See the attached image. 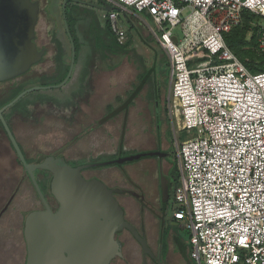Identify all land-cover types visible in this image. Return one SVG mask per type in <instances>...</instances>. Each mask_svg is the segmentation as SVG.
<instances>
[{"label": "built area", "instance_id": "1", "mask_svg": "<svg viewBox=\"0 0 264 264\" xmlns=\"http://www.w3.org/2000/svg\"><path fill=\"white\" fill-rule=\"evenodd\" d=\"M103 1L114 8L105 18L119 44L127 38L115 11L143 14L168 58L170 116H182L190 135L177 146L174 219L191 233V261L264 264V72H249L225 42L244 11L264 19V0Z\"/></svg>", "mask_w": 264, "mask_h": 264}, {"label": "rangeland", "instance_id": "2", "mask_svg": "<svg viewBox=\"0 0 264 264\" xmlns=\"http://www.w3.org/2000/svg\"><path fill=\"white\" fill-rule=\"evenodd\" d=\"M57 1L60 7V14H62L63 0ZM83 2L91 5L101 4L99 0H83ZM43 3L45 5V0H43ZM90 8L92 9L91 13H93V21H91L90 30H87V38L91 49L87 45L85 51L82 52L79 58V67L73 81H71L69 87L67 86V90H72L76 87L82 66L87 61L86 66L91 74L90 78H92V82H88L89 90L87 89V95L83 100L84 110L82 111H84V117L80 116L77 120L73 119L71 122L64 121L63 117L50 115V108L35 105L29 110L28 119L18 117L13 119L14 131L19 141L25 147L30 159L37 161L40 160L39 156L47 155L56 148L65 146L73 141L74 137L78 136L81 130H84L81 128L87 126L85 129L87 130V137L95 133L97 136H93L94 139L78 141L69 145L71 148L69 149L68 158L71 165L107 162L141 152L155 151L144 150L139 152V150H127L126 148H129L131 140L143 144L144 142H149L153 146L157 145L158 149L166 153V157H164L165 173L170 182V197L166 209L163 210L165 227L169 234L177 236L178 243L177 245L175 244V247L178 250L182 249L180 251L187 258L191 233L184 223L178 222L177 224L172 219L174 218V212L180 207L175 202L176 189L181 185L180 170L178 160L176 159L177 146L188 140L190 135L179 128L182 116H174L172 118L170 116L168 106L170 68L166 59L167 57H165L166 54L161 50L156 41L152 37H149L147 25H152V22L145 15L136 14L134 18L130 14H127L129 16L126 17L119 9L115 11L120 15L117 20L118 26L126 32V43L128 45L127 47H122L118 41L114 40L108 28L111 22L104 16L109 15V12L97 10L95 16L93 8ZM189 12L190 10H187L184 16ZM130 20H133L134 26ZM70 21V28L74 32V23L72 20ZM260 24L264 27V19H260ZM48 27L45 15L43 14L38 26L42 39L46 38ZM174 31L179 37V43H184L185 34L183 33L182 26L177 27ZM122 49L126 50L127 53L122 54ZM184 50L186 51V47ZM86 52H90V54L85 55ZM51 68L52 64L45 63L35 68L32 74H44L45 71L51 70ZM152 70L154 71L152 72ZM146 73L151 79L155 74L157 97L153 96L151 98L153 88L149 86L138 96L135 101V107L131 111L134 122L131 120L126 122L124 128V148L120 151L119 142L123 130V117L113 118L112 121L104 123L105 125L102 127L95 126L99 124L97 121L109 111L110 107L108 106H117L120 103L119 98L121 101L124 100L126 93L140 81L141 77L139 78V75L143 77L147 75ZM32 74L28 77L19 78L0 85V95L17 84V82L26 80ZM48 94H59V91L49 92ZM34 97L29 96V98ZM163 97H166L167 101V114L162 107ZM95 129H97V132H94ZM143 130L147 133L142 134ZM150 160L146 158L122 167L112 166L87 170L84 172V175L86 178L91 179L104 173L111 182L117 183L113 187L109 186L110 188H127L135 191L134 189H137V187L127 182V176L134 184L142 183L143 176L138 165L148 163ZM22 174L23 168L18 163L9 142L0 131V211L18 187ZM117 199L126 212V219L134 226L140 227L142 223V219L140 218V202L128 194H119L117 195ZM41 208V202L37 198L33 186L26 180L21 185L9 210L0 219V247L8 248L6 251H0V264H24L26 258V247L23 241L24 218L29 212ZM148 215L146 213L145 221L148 220V224H150V221L155 220L154 218L151 219ZM154 229L156 230V228ZM120 239L126 244V257L132 263L139 264V260L132 256H138L140 253V247L135 240L129 233H124ZM11 247L13 248L10 250L9 248ZM116 263L118 264V262ZM168 264H185V262L181 257H178L177 261L172 260Z\"/></svg>", "mask_w": 264, "mask_h": 264}, {"label": "water", "instance_id": "3", "mask_svg": "<svg viewBox=\"0 0 264 264\" xmlns=\"http://www.w3.org/2000/svg\"><path fill=\"white\" fill-rule=\"evenodd\" d=\"M73 1L75 4L90 6L80 0ZM99 1L104 12L114 10L103 0ZM68 2L69 0H63L64 13ZM40 10L39 1L0 0V83L28 73L45 56L47 50H39L35 43ZM66 28L69 34L67 22ZM173 40L175 43L178 42L176 37ZM74 63L75 46L72 42V67L65 81L55 86L56 88L64 86L71 78ZM41 89L48 88L29 89L5 108L11 107L26 94ZM2 112L0 109V121L17 152L25 175L29 176L45 205L44 210L32 212L25 221L24 237L28 251L26 264H111L116 258H123V243L117 239V234L123 231L131 233L143 249L145 257L149 255L154 259L146 235H141L138 228L126 219V212L116 198L119 194H128L136 199L141 196L132 190L110 188L98 178L89 180L84 177L83 172L112 166L121 167L146 158L161 159L166 157V153L141 152L107 162L79 166H71L65 159L55 157L31 164L25 158ZM36 171L52 174L50 189L59 204L57 212L47 204L36 179ZM169 191V179L163 176L161 183L163 210L169 201Z\"/></svg>", "mask_w": 264, "mask_h": 264}, {"label": "flooded vegetation", "instance_id": "4", "mask_svg": "<svg viewBox=\"0 0 264 264\" xmlns=\"http://www.w3.org/2000/svg\"><path fill=\"white\" fill-rule=\"evenodd\" d=\"M33 1H39L41 10H40V17L38 24L36 26V38H35V43L38 47L39 50L46 49V54L43 57L42 61L38 63L37 65L33 66L31 70L16 78H24L28 77L30 74L33 73L34 69L37 68L40 65L50 63L52 64L51 70H47L44 72V74H32L29 78L26 80H22L21 82H17L14 86H12L10 89H8L6 92L1 93L0 95V109L3 110L2 114L3 117L8 124L11 132L13 133L17 143L19 144L25 158L27 159L28 163H41L48 159L49 157H55L57 159H65L69 165L70 161L68 158V153L69 149L71 148V143L74 144L76 142H81L83 140H86L87 138V126L85 128H81L84 130H81L78 134V136L74 137V140L66 144L65 146H62L60 148H56L53 150L51 153L47 155H41L39 156L40 160H35L32 161L30 159V156L27 154L25 147L22 145V143L19 141L13 127V119L16 117L18 118H29V110L31 107H34L35 105L38 106H43V107H48L50 108L49 114L50 115H56L57 117H63L64 121H72L77 120L80 116L82 118L84 117L82 110H84V104L83 100L84 97L87 95V91L89 90V84L88 82H92L91 74L88 70L87 62H84V65L82 66L81 72H80V78L77 81L76 87L72 90H67V86L69 87V84L71 81H73V78L75 76V73L77 71V68L79 67V53L77 52L76 48V43L79 44V37L74 29V34L72 32V28H70L69 23L71 22L70 20H73L75 14L78 15V10L81 9L82 7L79 4H76L77 6L81 8L75 7V3L73 0H69L70 2V7L67 6L66 12L60 14V7L58 6V1L57 0H45V5L43 3V0H33ZM81 1V0H80ZM83 2V0H82ZM100 2V1H99ZM74 3V4H73ZM93 8V12H95V16L97 13V10L103 11V5L101 4H96V5H91ZM83 6V5H82ZM74 8V10H73ZM70 12V14H69ZM104 12V11H103ZM45 15L46 21L48 23V29H47V36L45 39L41 38V34L39 33L38 26L40 24L41 17ZM66 16V18H65ZM106 16V15H105ZM104 16V17H105ZM70 21V22H69ZM66 22L69 30V34L66 28ZM75 28V27H74ZM76 39V41H75ZM72 42L74 43L75 46V63L73 66V71L71 74V78L68 80V82L60 87L56 88L55 86H58L62 84L65 79L67 78L70 69L72 67ZM78 53V54H77ZM90 78V79H89ZM13 79V80H16ZM6 81V82H1L0 85L4 83L11 82ZM89 82V83H90ZM35 87H40V88H48V89H41L37 90L34 92H30L26 94L24 97H22L17 103L12 105L11 107H7L13 100H15L19 95H21L23 92L35 88ZM52 87V88H51ZM88 89V90H87ZM53 91H59V94H48L49 92ZM29 96H35L34 98H29ZM21 103V104H20ZM19 105L18 108L16 106ZM109 107V106H108ZM118 106L113 107L114 110H116ZM32 111V109H31ZM110 114V111L106 112L105 115L102 116L100 120L97 121V124L95 127H102L104 124H101L100 122L106 117L107 115ZM32 116V114H31ZM81 118V120H83ZM115 118V117H114ZM80 120V119H79ZM113 120V119H111ZM110 121V120H109ZM67 122V123H70ZM1 123V121H0ZM0 131L2 134L5 136L7 141L9 142L12 150L14 151V154L17 158V161L19 160L17 152L13 148V145L3 127V124L1 123ZM69 146V147H68ZM155 151H162L160 149H156ZM151 159L142 169H141V174H142V183H136L134 184L132 181H130L129 177L127 176V182L129 184H133L134 186L137 187V189H134L135 192H137L141 197L137 199L140 202V218L142 219V223L140 224V227H137L141 235H146L145 227H144V214L146 212L150 213L154 217H159L158 219L163 221V204H162V196H161V183H162V177L166 176L165 173V159L164 158H149ZM127 165V164H126ZM124 165V166H126ZM71 166H79V165H71ZM21 167L23 168L22 164ZM122 167V166H121ZM85 172V171H84ZM83 172V175H84ZM36 179L39 183V186L43 192V195L46 199L47 204L49 207L54 211L57 212L59 209V204L56 201V199L52 196L51 194V181H52V174L44 171H36L35 172ZM85 177V175H84ZM86 178V177H85ZM88 179V178H87ZM95 179L92 177L89 180ZM28 180L31 185L33 186L30 178L28 175H25V170L23 168V174L20 179V182L18 184V187L14 191V193L11 195L5 206L2 208L0 211V219L3 217V215L9 210L12 202L14 201L21 185L23 182ZM34 188V186H33ZM121 189V188H120ZM124 190V188H122ZM126 190H132L133 189H127ZM35 190V188H34ZM36 192V190H35ZM37 198L40 200L42 208L36 211H41L45 209V205L43 201L40 199L36 192ZM117 198V195H116ZM7 207V208H6ZM32 212H29L26 217L24 218L23 222V241L25 243L26 247V258L24 264L27 263V256H28V251H27V245L25 242V237H24V227H25V221ZM124 233H129L127 231H123L119 234H117V239H120V237ZM131 235V233H129ZM133 238V236L131 235ZM147 237V235H146ZM134 239V238H133ZM121 240V239H120ZM135 240V239H134ZM122 241V240H121ZM136 242V241H135ZM123 243V258H116L113 260L111 264H134L132 263L131 260H129L126 255H125V248L126 244L124 241ZM137 243V242H136ZM138 244V243H137ZM139 246V244H138ZM18 247V246H17ZM140 247V246H139ZM13 247L9 248L10 250ZM153 254H154V259L147 255L146 257L143 255V249L140 247V253L138 256L132 255L135 257L137 260H139V264H168L170 261L168 259V254L167 252L164 253L163 249L155 250L151 247ZM6 251L8 248H1L0 251ZM134 254V253H133Z\"/></svg>", "mask_w": 264, "mask_h": 264}, {"label": "trees", "instance_id": "5", "mask_svg": "<svg viewBox=\"0 0 264 264\" xmlns=\"http://www.w3.org/2000/svg\"><path fill=\"white\" fill-rule=\"evenodd\" d=\"M68 7H70V2H68ZM74 10V8H73ZM89 17L91 15V12L89 11ZM260 18L259 16L249 12V11H244L243 12V18H242V23L233 28L229 33L225 34V42L231 52L244 64V66L248 69L249 72L252 74H259L261 72H264V53H261L259 51V41L262 36V33L264 32V27L260 24ZM73 23L77 21V19L73 18ZM108 28L110 29V32L112 33L114 40L117 41L116 35L112 30L111 25H108ZM74 34V32H73ZM76 41V39H75ZM121 45V44H120ZM128 43H125L123 46L127 47ZM76 48L77 52L79 53V44L76 43ZM77 53V54H78ZM122 54L127 53L126 50L121 51ZM166 57V56H165ZM167 62L168 61V58ZM169 66V64H168ZM154 70H152L153 72ZM151 72V73H152ZM149 73V72H148ZM147 74V73H146ZM153 75V74H152ZM155 75V74H154ZM153 75V76H154ZM141 77V78H140ZM140 81L136 84V86L133 88V90L128 94L126 100H120L121 106L117 107L116 110L113 109V106H109L110 109V114L104 117V119L100 122L101 124L106 123L107 121L113 119L117 115L124 113V123H123V130L121 132V140H120V151H122V148H124V137H125V126L127 122V114H128V109L134 104L135 100L138 98L140 93L142 92L143 88L147 83L150 81V78L147 75L139 76ZM156 80L152 84L153 90L151 92V98L153 96H156L157 94V85H156ZM157 97V96H156ZM155 97V98H156ZM166 97H163V104L162 107L165 110L167 114V109H166ZM21 104V103H20ZM18 104L16 108L19 107ZM1 127V123H0ZM18 163L21 165V162L18 160ZM175 220V219H174ZM176 221V220H175ZM174 222V221H173ZM163 233L161 235V243L163 242V250L164 253H166L167 249L166 246V241L167 238L169 237V232H167V229L165 227V220L163 218ZM189 249V247H188ZM187 263L190 262L193 264V262L190 259L189 252H188V257L185 258Z\"/></svg>", "mask_w": 264, "mask_h": 264}, {"label": "crops", "instance_id": "6", "mask_svg": "<svg viewBox=\"0 0 264 264\" xmlns=\"http://www.w3.org/2000/svg\"><path fill=\"white\" fill-rule=\"evenodd\" d=\"M58 4V3H57ZM74 4V3H73ZM80 5V4H79ZM81 7L77 6L75 4V7L77 8H81L78 10V15L77 16L75 14L74 18L77 19L76 22H74V29L79 37V56L82 55V52L85 51V48H87L86 46L88 45V47L91 49V45L89 44L88 42V38H87V33L88 31L90 30V27H91V21H93V13H91L90 17H89V11L91 12V8L89 6H82L80 5ZM94 11V10H93ZM132 17L135 18V15L134 14H130ZM125 16V15H124ZM129 16V15H126V17ZM130 22L132 23V25L134 26V23H133V20H130ZM88 30V31H87ZM148 35L149 37H152L150 35V33L148 32ZM91 52V50H90ZM90 52H86L85 55H89ZM166 56V55H165ZM87 62V61H86ZM140 76V75H139ZM155 75L152 77V79L150 78V81L147 83V85H145V87L143 88L142 92L144 91V89H146V87H152V84L154 83L155 81ZM133 90V88L131 90H129L127 93H126V98L128 96V94ZM141 94V93H140ZM126 98L124 100H126ZM123 100V101H124ZM136 101V100H135ZM135 104L136 102H134V104L128 109V114H127V121H132L134 122V119L132 120V114H131V111L134 109L135 107ZM117 106H121V102L119 104H117ZM123 117V120H124V113H121L119 115H117L115 118L117 117ZM112 121V120H111ZM124 123V122H123ZM105 125V124H104ZM134 126V125H133ZM97 129H95L94 132H97L96 131ZM147 132L145 130H143V133L142 134H146ZM93 136H97V134H92L90 137H87L86 140H89V139H94ZM120 143V142H119ZM131 143V144H130ZM129 144V148H126L127 150H134V151H146V150H156L157 149V145H152L151 143H139V142H136L135 140H131ZM148 144V145H147ZM147 163H141L139 164L138 166H140L139 170H141ZM130 171V170H129ZM130 173V172H128ZM94 178H98L100 180H102L106 185L108 186H115L117 185V183L115 182H111V180L106 176V174H100L99 176L97 175L96 177ZM129 180V179H128ZM149 214L148 216L151 217V219L154 218L155 221H150V224H148V220L145 221V215ZM144 214V227H145V231H146V235H147V240H148V243L149 245L155 249V250H159V249H163V242L161 243V235L163 233V221L158 219L159 217H154L152 216L150 213L146 212ZM148 218V217H147ZM150 219V220H151ZM172 221H174V223H177V221L174 220V218L172 219ZM156 228V230L154 229ZM178 243V238L177 236L175 235H172L170 234L169 237L167 238V241H166V246L165 247L167 249V254H168V259L170 261L174 260V261H177L178 260V257H181L185 264H187V261L185 259V257L183 256V253L178 250L176 247H175V244L177 245ZM179 253V254H178Z\"/></svg>", "mask_w": 264, "mask_h": 264}]
</instances>
